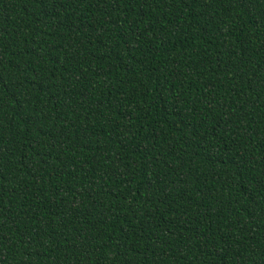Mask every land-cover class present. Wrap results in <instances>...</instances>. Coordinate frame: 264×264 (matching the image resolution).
Masks as SVG:
<instances>
[{
    "label": "trees",
    "instance_id": "obj_1",
    "mask_svg": "<svg viewBox=\"0 0 264 264\" xmlns=\"http://www.w3.org/2000/svg\"><path fill=\"white\" fill-rule=\"evenodd\" d=\"M0 264H264V0H0Z\"/></svg>",
    "mask_w": 264,
    "mask_h": 264
}]
</instances>
